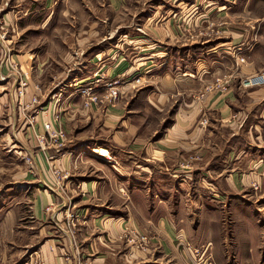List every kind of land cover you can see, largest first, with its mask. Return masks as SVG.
I'll use <instances>...</instances> for the list:
<instances>
[{
    "label": "crops",
    "instance_id": "1",
    "mask_svg": "<svg viewBox=\"0 0 264 264\" xmlns=\"http://www.w3.org/2000/svg\"><path fill=\"white\" fill-rule=\"evenodd\" d=\"M209 1L217 5L218 12L224 11L226 5L218 4L223 0ZM237 1L242 0H233V4ZM127 2L10 0L4 20L21 34L51 30V43L44 46L41 57L43 64H48L53 60L50 55L55 56L52 50H89V39L98 32L97 22L89 23L84 31L76 30L77 13L95 19L98 10L113 11L115 3L126 6ZM194 4L195 0H155L153 16L165 18L172 12L188 22L193 18ZM64 18L73 20L70 35L55 41L54 34L63 31L58 24ZM87 33L90 35L83 38ZM74 61L75 71L76 66L95 64L93 55L74 57ZM166 62L154 56L140 64L143 68L137 74L146 77L153 72L150 77L159 82L160 91L150 89L137 110H127L134 95L126 106L106 110L104 117L94 116L96 110L87 115L81 100L70 99L67 109H56L49 102L36 106L35 112L38 108L43 111L34 117L32 128L18 116L14 76L8 75L7 83L0 84V116L5 104L9 112L4 134L0 127V264L138 263L145 255H125L119 235L145 224L160 227L167 220L161 212L164 210L206 208L210 204L203 198L206 192L224 202L223 206L230 201L234 210L235 262L264 264V88L243 90L232 78L226 92L216 88L206 91L211 76L205 66L196 75L185 72L179 77L159 70ZM19 63L31 77L33 55ZM117 65L120 68L107 71L106 79L114 76L113 72L136 75L132 67ZM4 69H0V77L7 71ZM242 70L244 75L252 73ZM133 78L124 82H128L127 95L133 81L138 82H131ZM173 100L177 105L169 126L160 136L154 131L146 137L149 125L141 123L142 114L161 112ZM69 114L75 120L65 123ZM82 116L92 117L90 127L67 139L66 129L76 132L78 122L88 124ZM203 121L206 124L202 125ZM45 123L63 131L66 147L61 154L53 149L35 154L29 136L33 128L43 133ZM118 124L120 129H116ZM100 150L107 152L105 158L96 153ZM19 153L30 162L16 158ZM21 184L26 186L19 187ZM195 194H199L196 201ZM182 220L181 225L188 224ZM190 222L192 225L193 219ZM153 242L162 246L158 237Z\"/></svg>",
    "mask_w": 264,
    "mask_h": 264
},
{
    "label": "rangeland",
    "instance_id": "2",
    "mask_svg": "<svg viewBox=\"0 0 264 264\" xmlns=\"http://www.w3.org/2000/svg\"><path fill=\"white\" fill-rule=\"evenodd\" d=\"M154 3L155 0H128L126 6L115 3L113 11L110 9L107 11L98 10L95 19L87 17L84 12L80 15L77 13L74 23L76 30L81 28L84 31L89 23L97 22L98 32L91 35L90 44L87 46L89 50L88 48L64 50L63 47L58 51L52 50L55 53V56L50 55L53 60L48 61V64H43L44 60L41 57L46 51L44 46L47 47L51 43L50 39L53 35L50 33L51 30H35L33 34L18 33L4 20L10 7V0H0V31L4 34L6 41L8 52L6 58L8 57L11 65H17L33 55V75L29 76L30 88L26 91L22 101L16 99V106L19 108L18 116L23 117V124L27 122L26 125L29 128L35 126L33 118L36 113L32 110L34 106L52 102L56 109H60L61 106L67 109L70 99L74 102L81 100V107L87 111V115L96 110L92 112L94 116L104 117L108 113L106 110L115 105L126 106L129 97L134 95L132 100L128 101L127 110H137L139 102L150 89L156 92L160 91L159 82L150 77L153 72L147 73L146 77L143 74H137L143 68V65L140 64L143 63L144 58L156 56L157 60H166L167 62L159 67V70H164V72L169 70L168 74L179 77H181L180 73L185 72L196 75L198 69L203 68L202 65L205 66L207 74L211 76L209 86L205 87L206 91L215 88L216 80L222 79L223 76L232 75V83L237 81L240 87V79L264 71V0H242L234 2V4L233 0H223L222 3H218L226 5L224 11L221 12H218L217 5L211 4L209 0H195L194 15L193 18H189L188 22L180 14L172 12L165 18L154 17ZM227 7L228 10L225 9ZM59 22L58 25L63 27V31L59 34L54 32L55 41L58 38L63 40L64 37L69 36L70 25H73V20L68 18L60 19ZM89 35L87 33L82 37L85 38ZM33 39H35L34 43ZM228 42L231 44L226 45ZM221 45L225 46L219 48L218 46ZM76 54L77 56H75ZM92 55L95 64L76 66V71L73 69L74 57L85 59ZM107 57H110L108 62H106ZM239 57L245 59L243 64L239 63ZM2 62H4V58L0 50V69H7L5 75H2L7 77L10 75L11 68L9 69L7 64L2 65ZM119 62L128 65L127 68L132 67L136 75H132V73L129 76L118 75L113 72L114 76L106 79L107 71L112 68L114 70L120 68L117 65ZM90 68L93 69L90 70ZM242 68H245L246 73H252L244 75ZM81 76L87 77V80L81 81ZM132 77L134 78L130 80L131 82L135 79L138 82L135 84L133 81V85L130 87L131 93L127 95L128 90L125 84L128 82H124ZM138 77L144 78L141 80H145V82H139ZM7 81L5 79L0 84H6ZM112 82H117L118 89V96L114 101L97 102L88 108L84 107L85 99L82 92L88 84H94L93 92L101 101L106 94L105 86ZM255 89L259 88L252 90ZM33 98L37 99L35 105L30 104V100ZM174 100L161 112L151 110L146 117L142 114L141 123L149 125L145 131L146 137H151L154 131H159L160 136L169 126L177 105ZM21 107L22 110H20ZM63 114L64 112L62 117ZM8 116L9 112H7L5 104L3 114L0 116L1 134H4L7 129ZM69 117L70 114L64 121L65 123L75 120V118ZM82 118L88 124L85 126L78 122L76 132L66 129L67 139L90 127L92 117L82 116ZM119 126L118 124L116 129H120ZM40 135L42 133L34 131L33 128L32 134L29 136L33 142L35 154L39 155L43 153L37 139ZM6 150L7 152L11 151L10 148ZM15 157L26 163L31 160L20 153ZM30 167V165L27 167V173H29ZM20 186L25 187L26 184ZM196 196L199 194L193 196L194 201L198 198ZM203 198L210 202L206 208H194L193 211L186 210V208L184 210L174 208L164 210L161 212L166 214L167 220L162 221L160 227L145 224L131 227L120 234L119 240L123 241L126 247L125 255L133 256L137 252L145 255L143 260H138V263L133 261L131 264H238L233 255L235 227L233 223L234 210L230 209V201L226 203V206H223L224 202L216 200L211 192H206ZM182 218L188 224L181 225ZM191 219H193L192 225H190ZM167 221L169 226H167ZM156 237L161 240L162 246L158 243L154 244L153 241ZM169 240L171 241L169 242ZM127 257L132 259L129 258L130 256Z\"/></svg>",
    "mask_w": 264,
    "mask_h": 264
},
{
    "label": "built area",
    "instance_id": "3",
    "mask_svg": "<svg viewBox=\"0 0 264 264\" xmlns=\"http://www.w3.org/2000/svg\"><path fill=\"white\" fill-rule=\"evenodd\" d=\"M5 37L4 34L1 33L0 31V50L2 52L4 62H2V65L9 67L10 70V75L14 76V95L16 99H20L22 101L24 99L26 91L30 88L29 86V75L27 71H24L21 68L20 64L17 65H11L8 57L6 58L8 52H7V47L5 43ZM238 61L240 64H243L245 62V59L243 57H239ZM7 79V77H0V81H4ZM232 75L229 76H223L222 79H217L215 84V88L218 90H221V92H226L227 88L229 87V84L231 82ZM117 82H112L108 83L106 87V94L104 96V99L101 101L98 100V96H96L93 92L94 87L92 83L88 84L86 89L83 90L82 96L84 97V107L88 108L92 104H97V102L103 103V102H111L114 101V99L117 98L118 96V89L116 87ZM239 85L240 88L242 89H254V88H264V71L258 73V74H252L251 76L245 78V79H240L239 80ZM37 103V99L33 98L30 100L31 105H35ZM37 106V105H36ZM36 106L33 107L32 110L37 111ZM38 112H35V116L42 110V108H38ZM34 119V118H33ZM206 124V121L202 122V125ZM44 132L42 135L37 137L39 147L41 150L45 153L49 149L55 150L57 153H61L63 148L65 147V135L63 131L55 126H53L51 123H45L43 125ZM101 155V154H100ZM99 155V156H100ZM103 157V156H100ZM105 158V156L103 157ZM29 161V160H28ZM30 162V161H29Z\"/></svg>",
    "mask_w": 264,
    "mask_h": 264
},
{
    "label": "bare ground",
    "instance_id": "4",
    "mask_svg": "<svg viewBox=\"0 0 264 264\" xmlns=\"http://www.w3.org/2000/svg\"><path fill=\"white\" fill-rule=\"evenodd\" d=\"M96 153H98V155L101 154L100 156H103V157H104V156H105V157L107 156V152H106V151H103V150L97 151Z\"/></svg>",
    "mask_w": 264,
    "mask_h": 264
}]
</instances>
